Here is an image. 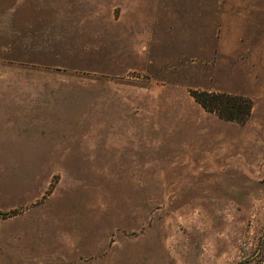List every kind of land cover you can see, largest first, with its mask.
<instances>
[{
    "label": "rangeland",
    "instance_id": "1",
    "mask_svg": "<svg viewBox=\"0 0 264 264\" xmlns=\"http://www.w3.org/2000/svg\"><path fill=\"white\" fill-rule=\"evenodd\" d=\"M0 264H264V0H0Z\"/></svg>",
    "mask_w": 264,
    "mask_h": 264
},
{
    "label": "trees",
    "instance_id": "2",
    "mask_svg": "<svg viewBox=\"0 0 264 264\" xmlns=\"http://www.w3.org/2000/svg\"><path fill=\"white\" fill-rule=\"evenodd\" d=\"M189 94L203 111L221 120L242 124L250 116L251 101L245 97L196 91Z\"/></svg>",
    "mask_w": 264,
    "mask_h": 264
}]
</instances>
